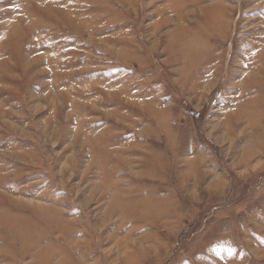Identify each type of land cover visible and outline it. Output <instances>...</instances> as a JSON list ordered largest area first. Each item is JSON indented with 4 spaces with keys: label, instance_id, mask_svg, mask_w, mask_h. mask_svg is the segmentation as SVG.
Here are the masks:
<instances>
[{
    "label": "rangeland",
    "instance_id": "rangeland-1",
    "mask_svg": "<svg viewBox=\"0 0 264 264\" xmlns=\"http://www.w3.org/2000/svg\"><path fill=\"white\" fill-rule=\"evenodd\" d=\"M0 264H264V0H0Z\"/></svg>",
    "mask_w": 264,
    "mask_h": 264
},
{
    "label": "trees",
    "instance_id": "trees-1",
    "mask_svg": "<svg viewBox=\"0 0 264 264\" xmlns=\"http://www.w3.org/2000/svg\"><path fill=\"white\" fill-rule=\"evenodd\" d=\"M195 113V112H194Z\"/></svg>",
    "mask_w": 264,
    "mask_h": 264
}]
</instances>
